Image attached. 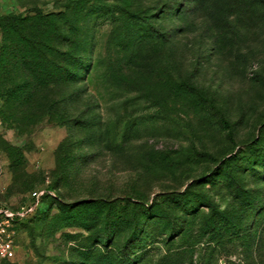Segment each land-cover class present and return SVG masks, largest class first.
I'll use <instances>...</instances> for the list:
<instances>
[{
  "label": "rangeland",
  "instance_id": "rangeland-1",
  "mask_svg": "<svg viewBox=\"0 0 264 264\" xmlns=\"http://www.w3.org/2000/svg\"><path fill=\"white\" fill-rule=\"evenodd\" d=\"M8 16L0 201L59 203L3 264H264V0H0Z\"/></svg>",
  "mask_w": 264,
  "mask_h": 264
},
{
  "label": "built area",
  "instance_id": "built-area-1",
  "mask_svg": "<svg viewBox=\"0 0 264 264\" xmlns=\"http://www.w3.org/2000/svg\"><path fill=\"white\" fill-rule=\"evenodd\" d=\"M44 193V190L32 191L29 195L30 201L16 208L4 205L0 201V264L11 262L15 258L14 228L35 212ZM48 193L54 196L52 192Z\"/></svg>",
  "mask_w": 264,
  "mask_h": 264
},
{
  "label": "trees",
  "instance_id": "trees-1",
  "mask_svg": "<svg viewBox=\"0 0 264 264\" xmlns=\"http://www.w3.org/2000/svg\"><path fill=\"white\" fill-rule=\"evenodd\" d=\"M6 21L10 22V24H11V23L13 24V17H12V16H8V17H2V18H0V24H3V23L6 22ZM63 70L65 71L64 74H67V73L72 74L71 71H70V69L68 70V69L64 68ZM34 190H38V189H34ZM34 190H33V191H34ZM51 190L54 191L53 187H51ZM31 192H32V191H31ZM31 192H30V193H31ZM30 193H29V195H30ZM29 195H28V200H27V202L30 201V197H29ZM45 198H51V199L53 200V203H54V204L59 203V201L56 199V198H57L56 195L50 197V195H48V194H43V195L40 197V201H42V200L45 199ZM40 201H39V203H40ZM27 202H26V203H27ZM39 209H40V207L38 206L37 209L35 210V212H34L30 217L26 218L25 220L27 221V220H29V219L35 217V216L38 214ZM25 220H23V221H25ZM23 221L19 222V224H20V223H23ZM231 227L235 228V226H234L233 224H231ZM121 257H122V256H121Z\"/></svg>",
  "mask_w": 264,
  "mask_h": 264
}]
</instances>
